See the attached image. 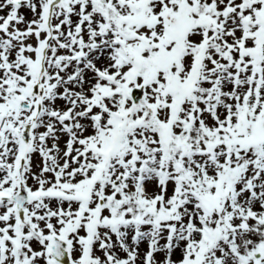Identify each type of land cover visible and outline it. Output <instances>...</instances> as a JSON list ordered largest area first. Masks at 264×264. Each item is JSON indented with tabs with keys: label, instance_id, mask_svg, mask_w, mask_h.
<instances>
[{
	"label": "snow or ice",
	"instance_id": "snow-or-ice-1",
	"mask_svg": "<svg viewBox=\"0 0 264 264\" xmlns=\"http://www.w3.org/2000/svg\"><path fill=\"white\" fill-rule=\"evenodd\" d=\"M0 264H264V0H0Z\"/></svg>",
	"mask_w": 264,
	"mask_h": 264
}]
</instances>
